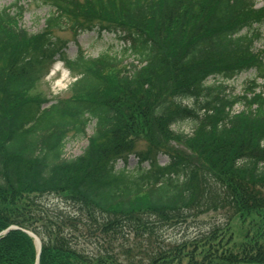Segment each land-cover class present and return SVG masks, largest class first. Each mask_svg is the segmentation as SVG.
<instances>
[{
  "label": "trees",
  "instance_id": "16d2710c",
  "mask_svg": "<svg viewBox=\"0 0 264 264\" xmlns=\"http://www.w3.org/2000/svg\"><path fill=\"white\" fill-rule=\"evenodd\" d=\"M32 1L50 8L37 35L12 25L23 16L20 0L0 11V264H36L34 239L23 230L41 239L39 264H264V222L239 252L228 225L181 242L157 233L193 208L231 220L264 214V116L256 113L264 109V83L254 81L252 96L242 97L226 85L249 70L264 80L254 48L264 8L253 0ZM176 21L175 48L167 25ZM65 27L111 33L125 46L120 55L96 58L79 48L71 59L67 43L51 32ZM57 60L77 79L74 95L89 99L44 108L22 97ZM91 87L99 94H89ZM238 104L246 111L234 114ZM93 121L85 152L65 158L68 134L86 136ZM181 123L193 133L177 135L173 127ZM140 124L148 144L137 150L128 140ZM170 140L190 154L168 147ZM160 154L169 158L163 166ZM133 155L138 165L129 170ZM51 193L81 216L43 213L31 199ZM145 195L146 206L133 201ZM11 226L19 229L2 235ZM79 233L97 251L81 250Z\"/></svg>",
  "mask_w": 264,
  "mask_h": 264
},
{
  "label": "rangeland",
  "instance_id": "374dc122",
  "mask_svg": "<svg viewBox=\"0 0 264 264\" xmlns=\"http://www.w3.org/2000/svg\"><path fill=\"white\" fill-rule=\"evenodd\" d=\"M17 0H0V11L10 5H13ZM21 5L24 7L23 16L17 18L12 22L13 27L17 29H22L28 31L31 34L37 35L45 29L46 19L49 17L50 8L48 6L38 5L32 0H20ZM256 8H264V0H253ZM179 22L167 25V32L169 41L173 44V47L176 48L174 40L178 37L179 31ZM189 27V25L187 26ZM186 27V29H187ZM254 29L258 35V38L254 41V48L256 51L262 53V58L264 60V20L260 24L254 25ZM86 30V29H85ZM80 30L74 32L69 27H65L62 30L55 29L52 30V35L56 38L61 39L67 43L66 54L71 59H74L81 48L87 57L96 58L104 53H110L111 55H120L122 49L125 46L124 43L118 38V36L111 33H99L97 29L91 30ZM179 38V37H178ZM181 46V45H180ZM178 47V46H177ZM125 63H132V58H125ZM43 78L36 84V86L28 93L21 95L32 100H40L44 102V108H49L53 104L57 103L59 100H64L68 98L80 99L85 98L89 99L84 93L77 91L78 95H74L72 89L73 84L76 81L69 69L61 61H57L49 66L46 70L41 72ZM107 77L111 84L116 85L117 79L115 73L112 71L106 72ZM120 77V76H119ZM91 81V80H90ZM93 81V80H92ZM256 81V84H263L262 80L255 70H249L241 75L235 77L234 79L226 83L229 86L227 93L231 95H236L237 97H242L243 95L252 96V91H250L251 85ZM97 86V84H95ZM112 86V87H113ZM102 87V85H101ZM100 87V89H101ZM96 88V87H95ZM99 89V88H98ZM253 89V88H252ZM97 90V89H96ZM94 87H91L89 94H93V91H96ZM257 89L256 91H258ZM261 90V89H260ZM96 92L99 91L97 90ZM76 94V93H75ZM91 96V95H90ZM187 104V103H186ZM254 109V108H252ZM245 108L243 105H236L233 109L234 114L243 113ZM256 113L260 114L261 117L264 116V109L256 110ZM127 123H131V119H128L127 116L124 117ZM132 124V123H131ZM142 125L140 124L139 130L134 131L133 134L129 137L128 143L136 142L135 147L138 149L147 148V139L146 133L144 130H141ZM144 126V125H143ZM95 127V121L91 122L86 128V136L76 138L73 136V133L68 134V139L65 147L64 157L67 159H74L81 156L89 145V137L92 136ZM144 128V127H143ZM173 130L178 135V133L190 134L193 133V129L190 124L181 123L175 125ZM141 131V132H140ZM176 136V135H175ZM173 139V135L170 136ZM168 147L175 150H183L187 154H190L188 150L184 147H181L175 141H168ZM169 158L166 155L160 154L158 156V162L160 165H165L168 163ZM127 169L135 170L138 161L137 158L133 155L130 156ZM123 162L118 163V168L124 167ZM145 168L148 167L146 164ZM31 199L33 202L38 204L43 213L48 212L52 216H78L80 214L78 208L73 204H70L66 200L60 198L57 194H43L32 196ZM143 207L147 205L148 198L147 196H140L139 198L133 200ZM192 209L191 212H186L183 219L175 220L173 222L169 221L167 224H160L161 226L157 233L158 235L166 242H181L194 240L195 238L205 235L215 227L226 226L232 231V238L230 240V246L235 247L236 251H241L243 243L247 242V238L256 228H260L264 222L263 212L260 215L256 213L251 214L247 218H234L233 220L228 219L227 214L223 212H208L200 214L199 211ZM79 215L78 217H80ZM231 217V216H230ZM264 227V225H263ZM68 231V229H67ZM69 231H72L69 229ZM125 234L128 230H124ZM84 234V233H83ZM85 235V234H84ZM130 242H135L137 237L136 235L129 234ZM94 240L88 238L87 236H82L79 233V244L80 249L86 251L87 253H92L97 251V244L93 242ZM226 241L223 243L225 245ZM228 243V242H227ZM234 245V246H233Z\"/></svg>",
  "mask_w": 264,
  "mask_h": 264
},
{
  "label": "water",
  "instance_id": "95a60500",
  "mask_svg": "<svg viewBox=\"0 0 264 264\" xmlns=\"http://www.w3.org/2000/svg\"><path fill=\"white\" fill-rule=\"evenodd\" d=\"M11 229H17V228H11ZM29 235H31L34 239H35V241H36V243H38V245L40 246V244H39V239L35 236V235H33L32 233H29V232H27ZM41 248V247H40ZM39 248V249H40Z\"/></svg>",
  "mask_w": 264,
  "mask_h": 264
},
{
  "label": "bare ground",
  "instance_id": "6f19581e",
  "mask_svg": "<svg viewBox=\"0 0 264 264\" xmlns=\"http://www.w3.org/2000/svg\"><path fill=\"white\" fill-rule=\"evenodd\" d=\"M18 229H19V228H17L16 230H18ZM23 231H25L26 233L29 232V231H26V230H23ZM29 233H30V232H29ZM27 234H28V233H27Z\"/></svg>",
  "mask_w": 264,
  "mask_h": 264
}]
</instances>
